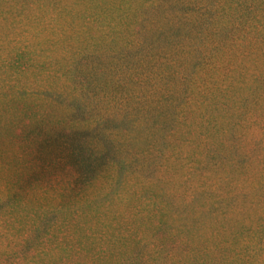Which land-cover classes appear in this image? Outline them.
<instances>
[{
    "label": "trees",
    "instance_id": "trees-1",
    "mask_svg": "<svg viewBox=\"0 0 264 264\" xmlns=\"http://www.w3.org/2000/svg\"><path fill=\"white\" fill-rule=\"evenodd\" d=\"M5 38L0 240L9 248L0 249V264H28L29 252L36 256L56 239V230L67 228L65 219L40 223L48 219L49 202L59 201L58 214L66 217L70 191H77L72 203L96 192L102 167L142 169L116 146L120 124L130 127L123 144L137 129L153 137L152 146L160 137L175 145L180 136L192 164L184 173L180 160L161 166L167 191L144 211L158 223L155 251L144 258L154 264H264V0H0V41ZM214 61L233 63L225 73L228 94L205 96L174 117L170 110L177 105L163 107L177 100L168 89L155 106L159 83L173 69L186 79L194 67H215ZM245 76L248 84L236 83ZM194 80L197 85L205 76L196 72ZM212 110L230 118L225 126L216 125ZM197 120L202 139H183ZM249 125L263 131L245 132L251 146L242 133L231 147L242 152H226L225 133L228 139V130ZM149 184L145 177L140 192ZM43 188L58 193L46 203ZM58 260L44 253L29 264Z\"/></svg>",
    "mask_w": 264,
    "mask_h": 264
},
{
    "label": "rangeland",
    "instance_id": "rangeland-1",
    "mask_svg": "<svg viewBox=\"0 0 264 264\" xmlns=\"http://www.w3.org/2000/svg\"><path fill=\"white\" fill-rule=\"evenodd\" d=\"M5 44L6 38L3 43L0 41V46L3 47ZM226 63L218 64L214 61L215 67L212 65L213 63L202 64L199 66L200 68L196 66L192 69V72H189L186 79L183 78L184 75L182 76V71L179 67L173 69L169 78L159 83L160 91L154 96L156 100V102L154 101L155 106L160 105L162 95H165L168 89H172L174 93L176 92L175 98L177 97V100L174 97L170 98L168 103H163V107H166V105H177V109L170 110L174 117H178V114L183 112L184 107L196 105L205 96L228 94L229 92H226L228 89L225 86L227 85L225 73H232L231 66H233V63L231 61L229 63L226 61ZM196 72L204 74L205 82L200 81L196 85L194 80ZM249 81V76H245L242 79L238 77L236 83L241 84L244 82L248 84ZM206 102L207 100L203 101L202 109L206 107ZM210 114L215 118V121H218L216 125H226L223 119L226 121L227 115L223 116L222 111L212 110L209 116ZM237 118H233L234 121ZM227 119L229 120L230 118ZM188 121L185 124H188ZM195 123V127L191 124L192 132H185V135L182 136L183 139H193L194 141L202 139L200 135L202 128L200 129L198 126L199 120ZM227 128H231V126L227 125ZM129 129V126L120 124L117 127L118 134L115 143L121 151L132 153L131 161L133 165L137 162L143 163L142 169L140 171L129 170L126 172L118 168L117 171L112 172L104 171V167H102L99 171L100 174L97 175L98 178L94 182L93 188L96 192L72 203L75 199L73 196L76 195L77 191H70L71 195L66 198L65 205H70L72 208L66 217L58 214V206L56 207L55 205L59 201L56 200L57 202L54 204L49 202L51 207L49 208L48 219L44 217L40 223L45 225V223L58 221V219H65L69 225L67 224V228L62 227L59 231H55L57 240L52 241L49 239L46 242L47 249L41 248L39 251L34 252L36 256H31L32 251L29 252L30 255L25 260L26 263L39 262L40 256L45 253L47 256L55 255L59 257L57 263L53 264H144L141 263V260H147L149 264H154L152 259L144 257H150L148 254L155 251L156 224L158 223L154 222L152 216H150V221L147 220L144 211L154 208L158 202L157 200L160 199L158 198L161 195L160 193L167 191L164 183L165 171L161 166H168L170 162L180 160L182 165L179 166V171L184 173L192 168V164L191 160L186 158L188 149L185 144L181 143L180 136L176 137L178 141H176L175 145L163 142L164 139L160 140V137L156 144L152 146L150 145V138L153 137L149 134L146 136L145 129H137L133 131V141L123 144V134ZM228 131L229 138L226 139L227 134L225 133L224 144L226 145L225 148L228 147L226 152L232 151L233 154L242 152V149H237V151L236 148L231 149L232 145L239 144L237 140L242 133L246 140L245 145L251 146L249 145L251 144L250 135L258 136L263 131V128L258 125H249V128L246 129L240 130L239 127H235L232 131ZM246 131L250 135L245 134ZM214 136L216 135L214 134ZM160 153L163 154V158L155 161L156 156ZM257 153L253 154L257 155ZM175 154L177 155L172 158L171 156ZM147 157L149 160L144 163ZM249 157L247 156V158ZM145 177H149L150 184L146 190L143 189V192H140L139 187L142 185V181H145ZM57 193L58 191L43 188L41 189V198L48 203L49 200L51 201L53 197H56ZM73 211H75L74 214ZM69 228L70 230L72 229V236L67 231ZM18 233L21 235V232ZM16 235L15 233L10 235L13 241H15ZM4 243L0 240V249L2 250L9 248ZM145 244L147 247H145Z\"/></svg>",
    "mask_w": 264,
    "mask_h": 264
}]
</instances>
